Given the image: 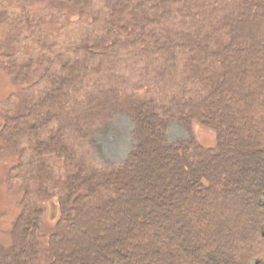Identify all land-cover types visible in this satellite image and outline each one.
Instances as JSON below:
<instances>
[{"label": "trees", "instance_id": "trees-1", "mask_svg": "<svg viewBox=\"0 0 264 264\" xmlns=\"http://www.w3.org/2000/svg\"><path fill=\"white\" fill-rule=\"evenodd\" d=\"M211 1L108 0L109 10L96 30L100 36L75 47L53 91L27 115L9 120L16 137L38 135L40 125L68 110L65 101L88 87L108 61L129 58L133 50L143 58L134 64L140 66L146 59L173 65L184 57L181 84L168 95L158 98L145 85V101L123 102L133 126L123 160L99 169L85 167L82 174L80 168L68 177L58 219L47 236L48 264H176L168 244L178 247L189 264L188 255L201 241L212 253L202 256L205 261L197 256V264H264V0ZM208 5L223 10L198 22ZM168 11L180 14L178 32L172 26L160 29L169 25ZM2 71L11 79L31 74L26 64L17 66L10 59ZM48 111L56 112L54 118ZM194 122L214 132V147L196 142ZM172 124L184 129L186 139H169ZM50 135L33 151L40 159L47 153L65 159L66 146ZM236 143L259 150L253 167L251 153L235 150ZM227 151L233 156L226 157ZM218 166L220 172L214 169ZM223 168L230 176L228 186L218 189L226 180ZM237 168L240 177L233 172ZM259 169V177L248 176ZM44 173L38 172L42 179ZM243 180L244 190L253 195L251 205L237 187ZM223 193L227 200L220 198ZM234 200L248 212L229 211ZM21 202L7 223V243H0V264H38L46 231L43 211L38 203ZM227 240L232 253L223 251ZM242 240L244 248L232 247ZM162 245L167 246L164 252L156 249Z\"/></svg>", "mask_w": 264, "mask_h": 264}, {"label": "rangeland", "instance_id": "rangeland-1", "mask_svg": "<svg viewBox=\"0 0 264 264\" xmlns=\"http://www.w3.org/2000/svg\"><path fill=\"white\" fill-rule=\"evenodd\" d=\"M107 2L108 0H0V243L6 244L8 241L7 223L17 213L21 200L30 206L38 203V207L43 211L41 219L46 228L41 236L38 264H48L47 236L58 219L57 204L67 192L65 185L68 177L80 168L79 173L82 174L85 167L99 169L120 163L129 151L130 132L133 126L128 106L123 102L135 101L138 104L139 101H145L148 98L145 97L146 92L142 90L145 85L152 93L157 92L158 98L164 94L168 95L175 85L181 84L183 78L184 57H179L176 63L170 65L165 64L163 60L153 62L157 59L148 56L151 59H146L147 63L145 61L140 66L139 61L142 62L143 58H140L139 51L133 50L129 58L124 56L125 58H119L117 61L114 59L108 61L102 73L93 77L88 87L76 91L75 97L65 101L64 106L68 107V110L58 113V118L49 119L44 127L40 125L43 124L42 121L38 122L41 126L38 135H29V132H26L24 139L16 137L15 133L18 131H15L16 128L11 125L13 122L9 120L15 116L27 115L33 104L53 91L55 87L53 82L61 78L59 74L62 66L71 61L70 53L75 47L84 43L87 38L94 40L100 36V32L96 30L98 25L103 24L104 15L109 10ZM210 3H213V0ZM221 9L222 5L217 9L216 5L215 9L208 5V8L199 14L204 19L197 21H204L207 13L216 14ZM165 14L169 19V25L164 24L160 29L169 31L172 26V32H176L175 30L178 32L180 14L176 11L171 13L168 11ZM221 15L219 13L217 17ZM196 27L199 28L198 25ZM9 59L17 66L26 64L31 74L24 78H9L2 71ZM136 61L138 65H134ZM139 84L142 86L138 87ZM134 90L140 91L133 94ZM105 105L106 107H102ZM48 114H53L50 116L54 118L56 112L48 111ZM192 132L198 144L207 148L215 146L216 136L212 130L194 122ZM50 134L57 136L59 142L66 146L65 159L48 153L40 159L33 151L40 139L45 141L51 139ZM168 136L172 142L187 137L184 129L177 124L170 125ZM234 147L235 150L251 153L252 158L249 160L251 167L254 166L255 157L261 154L259 150L250 151L242 144L236 143ZM232 156V151L226 152V157ZM11 165L17 167L10 171ZM39 165H43L40 169L45 172L43 179L38 174ZM214 169L220 172V166ZM233 172L240 177L241 172L238 168ZM254 172H248V176L255 178L262 173L260 169ZM223 174L226 180L221 181L218 189L228 186L226 182L230 176L224 168ZM244 183V180L239 181L237 187L240 194L245 196L246 205H251L253 195L244 190ZM222 197L223 200H227L229 195L223 193L220 195V198ZM236 203H233L229 211L232 213L241 212V209L246 211L241 201ZM242 215L240 213L238 216ZM235 242H232L233 248L234 246L244 248V240ZM199 243L200 248L196 246L197 248L193 249L195 252L186 254L188 259L192 258L189 264H197V256L202 261L204 260L202 256L208 252L212 253L211 246L202 244V241ZM168 245L175 263L187 264L184 256L180 257L178 247L174 244ZM165 247L167 246L162 245L156 249L164 252ZM223 249L224 252L232 253L230 240H227Z\"/></svg>", "mask_w": 264, "mask_h": 264}]
</instances>
